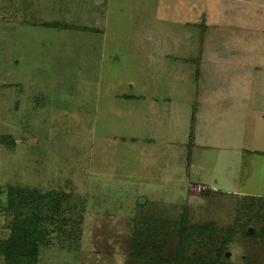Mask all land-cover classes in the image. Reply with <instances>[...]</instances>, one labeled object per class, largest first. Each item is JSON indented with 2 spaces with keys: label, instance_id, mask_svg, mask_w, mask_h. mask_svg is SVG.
Returning a JSON list of instances; mask_svg holds the SVG:
<instances>
[{
  "label": "rangeland",
  "instance_id": "rangeland-1",
  "mask_svg": "<svg viewBox=\"0 0 264 264\" xmlns=\"http://www.w3.org/2000/svg\"><path fill=\"white\" fill-rule=\"evenodd\" d=\"M11 189L38 264H264V0H0V241Z\"/></svg>",
  "mask_w": 264,
  "mask_h": 264
},
{
  "label": "trees",
  "instance_id": "trees-1",
  "mask_svg": "<svg viewBox=\"0 0 264 264\" xmlns=\"http://www.w3.org/2000/svg\"><path fill=\"white\" fill-rule=\"evenodd\" d=\"M191 141H193L192 137ZM39 194L40 193H30L18 189H11L9 191L8 206L14 212L18 211V215H16L17 218L12 227L11 236L7 240L0 241V256L4 259L6 264L39 263L40 248L48 236L47 231L41 228L42 222L45 220V218L41 217V214H53V212L50 213V211L47 210V206L42 202L48 197ZM30 206L36 209L35 215L23 219L22 211ZM212 226L213 225L210 224L207 227L199 228L195 236L200 238L210 236L212 238L214 234V232H211ZM250 230L246 233V236H252L250 235ZM139 234L140 233L137 231V234L133 238L134 251L132 254L134 260L141 257L139 250L143 247V245L139 243ZM193 234V232L186 234L183 244L190 245ZM218 242H220V247L217 250L218 258H223L222 256H225L224 247L227 246L229 239H219ZM179 256L181 257L182 255Z\"/></svg>",
  "mask_w": 264,
  "mask_h": 264
},
{
  "label": "crops",
  "instance_id": "crops-1",
  "mask_svg": "<svg viewBox=\"0 0 264 264\" xmlns=\"http://www.w3.org/2000/svg\"><path fill=\"white\" fill-rule=\"evenodd\" d=\"M234 28H241V27H243V26H233ZM233 34H235V33H233ZM231 36H232V34H231ZM258 37L257 36H253V38L252 39H250V40H248V41H246L248 44H250V45H253L254 43H255V41H252L253 39L255 40V39H257ZM246 51H248V52H245L244 54H241L242 56H241V59H245L244 57H246V56H249L250 55V52H249V50L247 49ZM205 52V57H206V51H204ZM134 85H132L131 86V89L132 90H134L132 87H133ZM127 92L125 91V94H126ZM128 95V94H127ZM167 100V99H166ZM115 101H118L120 104H119V110L117 111V114H121V115H123V116H125V112L128 110V107H130L131 106V104H137V103H141V101L142 100H137V98L134 96V95H129V96H123L122 98H118V100H115ZM124 103H126V104H124ZM111 107V106H110ZM135 107H137V106H133V108H135ZM131 111H132V109H131ZM137 113V112H136ZM141 113V112H140ZM141 115V114H140ZM191 119H192V117H191ZM201 123V122H200ZM142 129H143V125H142ZM142 129H140L139 131H136V130H134V131H124L125 132V135H150V132H151V130H149V129H146L145 131L146 132H143L142 133ZM190 129H191V123H190ZM175 132V131H174ZM179 132V131H178ZM188 133H187V135L189 134L190 135V133H189V129H188V131H187ZM179 134V133H178ZM152 135V134H151ZM174 135H177V134H174ZM134 137H138V136H134ZM193 138H195V137H193ZM208 148V147H207Z\"/></svg>",
  "mask_w": 264,
  "mask_h": 264
},
{
  "label": "water",
  "instance_id": "water-1",
  "mask_svg": "<svg viewBox=\"0 0 264 264\" xmlns=\"http://www.w3.org/2000/svg\"><path fill=\"white\" fill-rule=\"evenodd\" d=\"M140 203H141V205H144L146 203V201L144 199H141Z\"/></svg>",
  "mask_w": 264,
  "mask_h": 264
}]
</instances>
